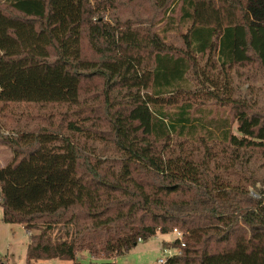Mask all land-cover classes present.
<instances>
[{
    "label": "trees",
    "instance_id": "trees-1",
    "mask_svg": "<svg viewBox=\"0 0 264 264\" xmlns=\"http://www.w3.org/2000/svg\"><path fill=\"white\" fill-rule=\"evenodd\" d=\"M118 3L0 0V107L78 106L87 80L103 82L100 103L75 111L67 132L62 123L0 132L14 152L0 168L3 221L40 231L28 264H117L78 256L112 258L175 228L185 246L176 239L181 254L167 264H264V176L249 169L255 153L264 158V103L229 95L220 99L231 117L206 118L196 97L171 94L198 73L199 55L241 76L264 69V0H151L150 22L189 24L181 47L151 23L96 15ZM87 139L113 143L120 156L87 151ZM239 174L246 184L231 180Z\"/></svg>",
    "mask_w": 264,
    "mask_h": 264
},
{
    "label": "rangeland",
    "instance_id": "rangeland-1",
    "mask_svg": "<svg viewBox=\"0 0 264 264\" xmlns=\"http://www.w3.org/2000/svg\"><path fill=\"white\" fill-rule=\"evenodd\" d=\"M92 5H95L96 0H89ZM96 7V6H95ZM113 9L112 6L106 5L104 10H101L96 15H103L106 21H114L115 17L119 19H133L137 23L145 26L148 23L160 28L161 34L165 40L175 47H181L183 40L181 33L187 30L188 23H179L178 19L171 22L170 26H166L160 18L154 19L150 22L156 9H153L151 0H119V3ZM171 21V19H170ZM136 23V26H137ZM168 28V31H163V28ZM46 41H40L41 46ZM86 55L92 59L98 60L100 57L96 54L86 50ZM198 73L191 72L187 75L186 80L178 86L171 94L175 98H189V96L196 97L197 105L203 109V115L206 118L210 117H231V105L224 103V99L229 95L232 98L244 99L256 104V108L261 107L264 103V69L262 71H245V75L241 76L235 72L234 69L222 67L217 59L213 56L211 62H208V56H198ZM193 71V70H192ZM241 73V71H239ZM103 87L102 79L95 76L89 79L84 84V89L81 93V101L77 106L67 104H36V103H12L0 107V132L4 135H12L11 130H38L55 129L60 123L64 125L69 120L76 119L75 111H84V107L91 105H98L100 100H97L96 93ZM170 94V95H171ZM218 98H213L212 95ZM101 99V98H98ZM201 99L202 102L199 101ZM171 109V107H167ZM200 116V115H199ZM81 117V116H80ZM54 128H52V127ZM105 129V128H104ZM233 131L238 134L237 124L233 125ZM82 143L84 139L82 138ZM86 150L96 152L106 157H118L120 152L111 142L103 140L87 139ZM14 159V152L9 146L0 144V166H6ZM255 160H250L249 169H256L258 175L264 176V158L262 156L254 155ZM249 169L245 170L246 175L250 174ZM242 174V173H240ZM231 180L234 183L240 182L242 185L246 184V178L241 175ZM257 175V176H258ZM258 188H264L262 183H257ZM249 190L256 194L255 188L249 187ZM3 209L0 208V217H2ZM175 231H180L176 228ZM174 230V229H173ZM172 231L169 234H158L145 241H140L130 251L112 258H93L89 253L83 252L79 254L78 259L82 262H105L111 261L117 264H157L159 258H164L167 255L164 252L165 247L174 248L176 240V233ZM32 234H37L40 231L33 229ZM57 231L52 234L56 238ZM30 242V235L28 231L20 224H10L0 218V255L3 259V264H28L27 263V247ZM31 264H73L70 260L51 259L33 261Z\"/></svg>",
    "mask_w": 264,
    "mask_h": 264
},
{
    "label": "built area",
    "instance_id": "built-area-1",
    "mask_svg": "<svg viewBox=\"0 0 264 264\" xmlns=\"http://www.w3.org/2000/svg\"><path fill=\"white\" fill-rule=\"evenodd\" d=\"M175 230H177V229L175 228L173 231H175ZM175 233H176V239H178L180 241L182 246H185L183 231H181V230L175 231ZM29 234L31 235L32 233L29 231ZM164 252L167 256L164 258H159L157 261V264H167L169 258H171L175 255L181 254V248L177 247V246H174V248L165 247Z\"/></svg>",
    "mask_w": 264,
    "mask_h": 264
},
{
    "label": "crops",
    "instance_id": "crops-1",
    "mask_svg": "<svg viewBox=\"0 0 264 264\" xmlns=\"http://www.w3.org/2000/svg\"><path fill=\"white\" fill-rule=\"evenodd\" d=\"M2 167H5V166H0V168H2ZM0 208H2V206L0 205ZM3 209V208H2ZM3 211V210H2ZM0 218H3V212H2V217H0ZM21 226H23L22 224H20ZM24 227V226H23ZM29 233V232H28ZM30 235V234H29Z\"/></svg>",
    "mask_w": 264,
    "mask_h": 264
}]
</instances>
